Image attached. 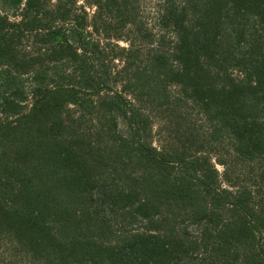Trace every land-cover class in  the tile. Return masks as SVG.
<instances>
[{
    "label": "trees",
    "instance_id": "16d2710c",
    "mask_svg": "<svg viewBox=\"0 0 264 264\" xmlns=\"http://www.w3.org/2000/svg\"><path fill=\"white\" fill-rule=\"evenodd\" d=\"M139 3L0 14V264H264V0Z\"/></svg>",
    "mask_w": 264,
    "mask_h": 264
},
{
    "label": "rangeland",
    "instance_id": "374dc122",
    "mask_svg": "<svg viewBox=\"0 0 264 264\" xmlns=\"http://www.w3.org/2000/svg\"><path fill=\"white\" fill-rule=\"evenodd\" d=\"M157 1L158 0H140V3L138 5L141 16H143L144 20L147 22V28L151 30L154 34L157 32L156 22L154 20V16H155L154 9ZM22 5H23V0H0V14L6 16L10 21H16V20L18 21L16 17L20 14ZM90 11H91L90 9L87 10V12L91 13ZM28 41H30L28 37L24 38L22 41V45L27 47ZM118 44L120 46L125 45L122 42H119ZM26 51H28V49ZM115 64L116 65H111V67H113L112 71L116 72L117 70L121 69V65H118L119 63L117 62H115ZM2 81L3 78L0 77V85L2 84ZM27 83H30V81H27ZM186 117L188 118L190 125L195 127L196 130L202 131L205 128V125L200 120L199 116L195 115V113L190 112L188 113V115H186ZM153 124H154L153 137L156 143L157 141L163 139V131L159 126L160 124L159 121H155V123ZM216 167L219 171L222 170L220 166H216Z\"/></svg>",
    "mask_w": 264,
    "mask_h": 264
}]
</instances>
